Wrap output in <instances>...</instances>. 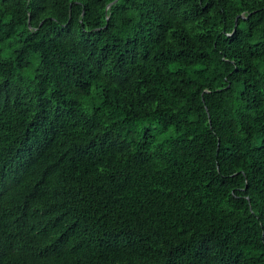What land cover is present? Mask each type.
<instances>
[{"label":"trees","instance_id":"16d2710c","mask_svg":"<svg viewBox=\"0 0 264 264\" xmlns=\"http://www.w3.org/2000/svg\"><path fill=\"white\" fill-rule=\"evenodd\" d=\"M113 1L0 0V264H264V0Z\"/></svg>","mask_w":264,"mask_h":264},{"label":"water","instance_id":"95a60500","mask_svg":"<svg viewBox=\"0 0 264 264\" xmlns=\"http://www.w3.org/2000/svg\"><path fill=\"white\" fill-rule=\"evenodd\" d=\"M117 0H114L113 2H111L110 4L107 5V8L110 7L112 4H114ZM242 17V16H240ZM235 26H236V22L234 24V28H233V31L235 30Z\"/></svg>","mask_w":264,"mask_h":264}]
</instances>
